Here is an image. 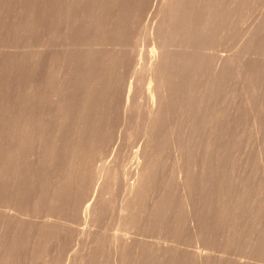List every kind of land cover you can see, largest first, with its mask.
<instances>
[{
  "label": "bare ground",
  "instance_id": "bare-ground-1",
  "mask_svg": "<svg viewBox=\"0 0 264 264\" xmlns=\"http://www.w3.org/2000/svg\"><path fill=\"white\" fill-rule=\"evenodd\" d=\"M151 1L31 0L34 48L30 68L26 72L20 64L15 73V87L12 91L3 88L0 96V264H12L10 257H14L9 252L30 247L31 242L41 237L42 231L51 228L50 218L43 225L25 222L32 208L59 203L69 206L87 184L92 144L107 121V107L109 113L116 101L122 86L121 73L137 58L131 55L130 45L135 20L140 14L148 9L151 14L157 12L155 22L142 30H149V34L145 32L150 36L152 48L143 56L146 66L141 64L144 70L141 69L140 82L130 81L122 107L124 114L135 109L140 114V105L135 102L139 97L145 102L147 126L142 117L146 127L143 131L150 136L135 149L132 157L127 154L129 161L133 159L131 168L135 177L126 185L127 195L118 206V221L124 227L119 226L120 230L125 231L136 223L138 203L146 194L153 178L151 169L156 166L157 140L161 139L157 136L166 130L160 129L161 126L167 124L170 131L172 118L183 110L187 122L183 136L189 135L195 120L194 109L199 110L212 94L215 95L214 87L222 83L220 79L224 80L226 71L235 65L233 57L230 60L222 56L213 68L215 77L213 72L208 76L210 65L207 66L203 49L213 35L218 39L226 34L245 0H161L158 4L153 2V7ZM263 28L254 31L252 37L249 35L248 42L259 39ZM141 65L135 67L132 78L140 74ZM239 67L238 77H253L247 63L242 61ZM140 85H146L141 93L137 90ZM221 111L219 108L213 112L211 123H207L209 139L220 133ZM98 114L104 115L100 116L104 123H99ZM182 156L179 155L177 174L185 193L187 205L184 207L191 209L193 175L188 161L181 163ZM118 176L117 164L96 169V195L78 206L83 219L89 221L104 213L107 194ZM259 183L261 190L255 201L250 202L244 185L240 198L231 200L234 204L230 207L228 201L224 213L225 241L229 244L234 239L233 229L239 226V233L236 232L239 240L253 243L255 250L237 253L233 259L227 248L224 264H263L259 262L262 259L256 257V250L264 244V172H260ZM7 229L8 232L2 234ZM124 248V242L118 244L113 257L115 264H121ZM6 249L11 251L7 253ZM201 251L197 250L196 264H201L205 257V250Z\"/></svg>",
  "mask_w": 264,
  "mask_h": 264
},
{
  "label": "rangeland",
  "instance_id": "rangeland-1",
  "mask_svg": "<svg viewBox=\"0 0 264 264\" xmlns=\"http://www.w3.org/2000/svg\"><path fill=\"white\" fill-rule=\"evenodd\" d=\"M160 1L152 0L150 6ZM239 14L223 37L217 39L218 36L213 35L203 49L207 66L210 65L209 70L207 67L208 76L213 72L215 77L213 68L222 56L230 60L233 57L235 65L226 71L224 80L220 79L222 85L214 87L215 95L212 94L199 110L194 109L195 120L189 135L187 133L183 136L187 124L183 110L172 118L170 131L167 124L162 125L165 128L161 126L160 129L166 130L157 136L161 137L157 140L160 148H156L157 167L151 169L153 178L145 196L138 203L136 223L124 229L125 233L119 228L122 225L118 221V206L127 195L126 185L135 177L131 168L134 165L133 159L129 161L128 156L131 154L132 157L135 149L138 150L150 134L143 131L146 128L144 125L147 126L145 102L140 97L135 102L140 105V114L144 112L141 115L137 109L124 114L123 104L127 100L130 81L140 82L139 76L143 75L146 66L143 56L151 51L152 45L149 30H145L148 34L142 30L149 23L152 25L155 22L157 12L151 14L148 9L137 17L130 45L131 55L137 58L121 73L122 86L116 101L109 113L107 107V121L101 126L102 133H98L92 144L87 184L75 195L74 203L69 206L65 203L63 207L64 204L59 203L40 205L36 210H30L31 216L28 217L29 221L25 220L26 223L43 225L50 218L51 228L42 231L41 237L31 242L30 247H21L16 253L6 249L7 253L12 252H9L14 257H10L12 264H115L113 257L121 242L125 243L121 264H196L197 250H205L201 264H224L227 248L233 259L237 253H251L255 250L253 243L239 240V235H236L239 226L233 229L234 239L228 244L224 227L227 202L230 201L229 207L234 204L236 198H240L244 185L250 202L255 201L261 190L259 175L264 172V28L259 39L257 37L248 42L249 35L252 37L254 31L264 27V0H245ZM31 24V0H0V96L3 88L12 91L15 87V73L20 64L24 71H29V60L34 48ZM242 61L251 67L253 77H238ZM139 65L140 74L132 78L135 67ZM145 87L140 85V90H137L141 93ZM219 108L222 110L218 124L221 130L209 139L207 123H211L213 112ZM102 110L104 112V107ZM100 116L104 115L98 114ZM99 123H104L103 118H100ZM178 154H184L181 163L188 161L193 175L190 182L191 209L184 207L187 204L184 203L185 193L177 174L180 167ZM110 163L119 166L118 180L107 194L108 204L104 213L96 219L91 218L92 223L90 218L89 221L83 219L78 206L84 205L86 199L90 200L96 195V169ZM152 206L154 208L150 211ZM7 232L8 229L2 234ZM262 234L264 237V228ZM115 236H118L116 241ZM256 253V257L262 259L259 262L264 264V244Z\"/></svg>",
  "mask_w": 264,
  "mask_h": 264
}]
</instances>
